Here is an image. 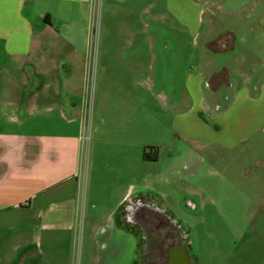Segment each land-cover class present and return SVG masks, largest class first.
<instances>
[{
    "label": "crops",
    "instance_id": "crops-1",
    "mask_svg": "<svg viewBox=\"0 0 264 264\" xmlns=\"http://www.w3.org/2000/svg\"><path fill=\"white\" fill-rule=\"evenodd\" d=\"M92 1L0 0V264H60L43 255L42 237L54 242L76 230ZM159 3L102 0L106 15L98 45V102L89 172L92 188L99 185L101 194L108 188L117 191L115 204L105 215L109 224L101 233L123 234L126 241L127 230L116 220L140 190L131 185L120 194L119 183L121 175L134 167L128 145L142 118L138 109L145 105V93L175 87V64L168 68L170 81L163 82L161 71L162 56L170 49L163 46L171 43L156 37L159 26L146 21L155 18ZM126 17L131 22H125ZM125 29L132 30L129 36ZM217 70L188 74V95L201 101L199 110L222 122L233 110L235 115L258 110L264 117V81L255 87L244 72L236 69L238 74L231 78L229 67ZM239 81L243 83L238 86ZM232 90L234 96L221 109L207 101V93ZM106 174L117 175L110 187L108 181L114 179L107 180ZM99 200L106 198L94 201L101 206Z\"/></svg>",
    "mask_w": 264,
    "mask_h": 264
},
{
    "label": "rangeland",
    "instance_id": "rangeland-1",
    "mask_svg": "<svg viewBox=\"0 0 264 264\" xmlns=\"http://www.w3.org/2000/svg\"><path fill=\"white\" fill-rule=\"evenodd\" d=\"M200 5L205 10L200 11ZM90 13L89 40L93 33V44L98 39L99 45L104 6L97 1ZM154 17L146 21L159 26L156 37L171 43L163 46L170 49L162 56V80L170 81L168 68L175 64V87L171 91L167 84L153 95H143L145 105L138 109L142 118L128 145L134 167L121 175L119 193L136 186L140 195L187 227L196 264H264V117L258 110L236 115L233 110L224 122L215 120L207 110H199L201 101L195 96L192 100L185 85L189 73L222 66L230 68L231 78L238 74L236 69L249 75L255 87L264 81V0H160ZM125 30L128 36L132 32ZM234 93L206 96L221 109ZM83 95L91 100L87 111L91 120L85 131L82 122L80 217L74 232L61 234L54 242L43 236L41 252L48 262L53 258L60 264H132L134 240L101 233L109 224L105 215L115 204L117 191L108 188L101 194L99 185V190L92 188L89 157L98 102L96 73L90 91L84 85ZM109 178L114 179L108 181L110 187L117 175L106 174ZM100 198H106L99 200L101 206L94 202Z\"/></svg>",
    "mask_w": 264,
    "mask_h": 264
},
{
    "label": "flooded vegetation",
    "instance_id": "flooded-vegetation-1",
    "mask_svg": "<svg viewBox=\"0 0 264 264\" xmlns=\"http://www.w3.org/2000/svg\"><path fill=\"white\" fill-rule=\"evenodd\" d=\"M116 223L135 242L132 264H196L189 229L143 195L128 199Z\"/></svg>",
    "mask_w": 264,
    "mask_h": 264
},
{
    "label": "built area",
    "instance_id": "built-area-1",
    "mask_svg": "<svg viewBox=\"0 0 264 264\" xmlns=\"http://www.w3.org/2000/svg\"><path fill=\"white\" fill-rule=\"evenodd\" d=\"M97 1H98V4L100 2V4L102 5V0H93L92 1V4H93V9L95 7V5L97 4ZM94 24V20L92 19V26ZM93 29V27H92ZM93 33L90 34L91 36V39H90V45H91V53H90V58H89V62L87 64V67H86V87H87V90L90 91V88L92 87V83H93V78H95V73H96V51H98V39H96V42L95 44H93V41H92V38H93ZM91 54H92V58H91ZM87 106V108H85V112H84V131H85V123L87 124V121H88V127H89V121L91 120L90 118H88V114H87V111L91 109V100H87V97L85 96V107ZM92 108H93V105H92ZM87 115V116H86ZM82 141L85 142V137L82 136Z\"/></svg>",
    "mask_w": 264,
    "mask_h": 264
}]
</instances>
